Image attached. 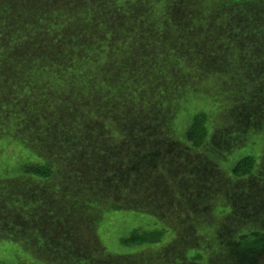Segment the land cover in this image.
<instances>
[{"label": "trees", "instance_id": "16d2710c", "mask_svg": "<svg viewBox=\"0 0 264 264\" xmlns=\"http://www.w3.org/2000/svg\"><path fill=\"white\" fill-rule=\"evenodd\" d=\"M258 133L264 0H0V141L28 151L0 158V244L30 264H264ZM115 211L158 250L105 252Z\"/></svg>", "mask_w": 264, "mask_h": 264}, {"label": "rangeland", "instance_id": "374dc122", "mask_svg": "<svg viewBox=\"0 0 264 264\" xmlns=\"http://www.w3.org/2000/svg\"><path fill=\"white\" fill-rule=\"evenodd\" d=\"M217 80V79H215ZM215 81L212 83L214 84ZM221 82H219L220 84ZM203 86L205 84L203 83ZM216 93V92H215ZM208 112H210L211 120L217 121L219 117V113L217 108L212 109L208 106ZM213 123V122H212ZM217 125V123H216ZM180 126V125H179ZM183 126L179 127V131L183 130ZM248 142L245 144L244 150L245 152L255 154L257 157V163H259L261 156L264 153V133H258L255 135H251L246 140ZM26 150L18 148L16 143L11 139H1L0 141V158L1 159H15V158H23L27 156ZM0 159V160H1ZM32 159H35L32 157ZM236 159V160H235ZM231 163H235L238 158L236 157ZM223 176L227 181L229 180V176H227V170L223 167ZM233 181V180H232ZM241 185H245V181H241ZM254 186L252 189L253 195L259 198V196H264V188L261 184L255 182L252 183ZM248 185V184H247ZM232 186V185H231ZM246 188V187H245ZM98 218V219H97ZM96 224L92 223L93 229L95 231V235L97 236V240L102 248L110 255H129V254H154L158 249H154L153 247L147 246H132L125 247L121 244V240L126 237L132 228H147V224L149 221L153 222L152 219L146 214L140 212L133 211H115L97 214L95 216ZM201 237V236H200ZM204 237V235H202ZM174 238V235L167 236L165 242L159 248L169 244ZM148 252V253H147ZM0 262H4L5 264H30L32 260L22 254L21 250H18L16 246L13 244H9L8 242L0 244Z\"/></svg>", "mask_w": 264, "mask_h": 264}]
</instances>
